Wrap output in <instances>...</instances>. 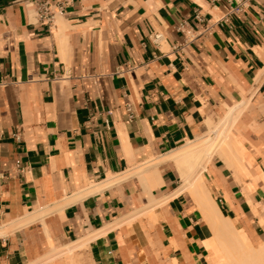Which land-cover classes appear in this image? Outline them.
Returning <instances> with one entry per match:
<instances>
[{"label":"crops","instance_id":"crops-1","mask_svg":"<svg viewBox=\"0 0 264 264\" xmlns=\"http://www.w3.org/2000/svg\"><path fill=\"white\" fill-rule=\"evenodd\" d=\"M65 1L48 29L0 0V229L50 212L0 235V264L219 262L165 159L253 92L235 131L264 174V0ZM203 176L221 215L261 245L262 180L217 154Z\"/></svg>","mask_w":264,"mask_h":264},{"label":"bare ground","instance_id":"bare-ground-1","mask_svg":"<svg viewBox=\"0 0 264 264\" xmlns=\"http://www.w3.org/2000/svg\"><path fill=\"white\" fill-rule=\"evenodd\" d=\"M252 93L253 92H251L249 96L242 98V100L238 104L234 106H227L226 109L222 111L221 115L218 116L217 121L213 122L211 119L207 118L204 122L205 131L203 133L195 136L196 138L193 141H188L180 149L171 152L165 159L166 161L172 160L177 169L180 188L176 191L175 194L179 195L180 192L189 193V196H192L195 200V204H197V207L200 209L204 220L209 224L212 232L215 230V228H217L219 231L223 232L224 235H229L230 240L234 241V238H236L235 241L238 245V247L236 246V249H247L248 252L253 249V247L248 240L247 235H245L246 233H244L243 230H240L233 221L221 215L217 207L218 204L216 206L214 200L210 196V192L207 188L203 173L207 171V165L208 163H210L213 155L217 154L226 163L227 167L231 168L232 171L236 173V176L243 172L248 178H252L253 186L254 184H256V180L258 178L261 179L264 183V174L260 170V167L252 162L249 153L241 146L235 131L236 122L239 119L244 107L249 102ZM150 164L151 163H148V165L143 168L139 167L140 169L137 168L135 170H132L131 172H128L126 176L130 177V175L133 173L139 174L143 170L147 169ZM112 181V177H108V180H106L104 183L100 185L90 186V188L86 192H93L99 188H102L104 185L111 183ZM43 211V214H45L44 216H46L47 213H50L45 212V210H41L40 212L36 211L38 212L37 214L33 212L34 214H32L31 216L30 214H27L29 215L28 217H26L25 215L26 218L18 220V222H16L15 224L12 223L11 225L10 222L9 224H7L8 226L5 227L4 225L3 228L1 227L0 235L8 233L10 230L12 231L15 227L18 228L20 226L27 225L29 222L31 223V221L36 222V218H40L43 220V218H41L44 217L41 213ZM239 245H242V247L239 248ZM73 247L69 246L66 249L70 251ZM253 251H255V249ZM254 253L255 256L253 255V253L249 254L245 251L243 257L253 258V260H257L260 258V260L262 259L261 261L264 262V259L261 258L264 257V243L259 245ZM238 257L240 258V255H238ZM238 257L235 258L238 259ZM231 258L227 256V262L224 261L225 263L223 262L222 264H234ZM236 259H234V261ZM245 260L247 259L241 261H244L242 264L245 263ZM249 260L251 261L252 259H248V261ZM238 261H236V263ZM249 263L253 264L251 262ZM258 264H260V262Z\"/></svg>","mask_w":264,"mask_h":264},{"label":"built area","instance_id":"built-area-1","mask_svg":"<svg viewBox=\"0 0 264 264\" xmlns=\"http://www.w3.org/2000/svg\"><path fill=\"white\" fill-rule=\"evenodd\" d=\"M74 1V0H70ZM12 4H22L27 10L31 11L35 15V19L38 23L44 24L50 28L53 25L56 15L62 14L64 12L65 6L69 3L65 0H12ZM242 7L237 5L235 8H229L228 12L225 14L223 20L227 21L228 17L232 14H239ZM185 22H182L177 27V31L184 35ZM162 39V35L159 33L154 34V43L159 42ZM172 50L174 52H181L180 46H173Z\"/></svg>","mask_w":264,"mask_h":264},{"label":"rangeland","instance_id":"rangeland-1","mask_svg":"<svg viewBox=\"0 0 264 264\" xmlns=\"http://www.w3.org/2000/svg\"><path fill=\"white\" fill-rule=\"evenodd\" d=\"M207 118H209V119H211L213 122H215V121H217V119H215V120H213L211 117H207ZM206 118V119H207ZM205 119V120H206ZM205 122V121H204ZM205 131V127L203 128V131H202V133ZM225 165H226V163H225ZM146 165H143V166H138L137 168L138 169H140V168H143V167H145ZM140 167V168H139ZM226 167H227V165H226ZM229 169H231V168H229ZM232 170V169H231ZM234 172V171H233ZM240 174H244L243 172H241ZM240 174L238 175V176H240ZM244 176H246L245 174H244ZM247 177V176H246ZM252 186H253V184H252ZM249 190H251V188L249 189ZM254 212H255V214L256 215H258V213H256V211L254 210ZM209 225V224H208ZM211 229V228H210ZM212 231V230H211ZM212 234H213V238H215L216 239V241H215V239H214V241H215V243H216V246L219 248V250H222L223 251V253H225L224 254V256H222V258H221V260H219V262H216V263H214V264H222L224 261L225 262H227V256H229L230 258H231V256H232V258H231V260H233L232 262L235 264L236 263V261H238L239 259V261L237 262L238 264H242L243 262H241L242 260H244V259H247V260H245V263L244 264H247V263H249V262H251V263H255V264H258L259 262H260V264L262 263H264V262H262L261 260H260V258L259 259H255V260H253V258H247V257H243L244 256V254H245V251L247 252V253H253V255L255 254L254 252L256 251V248L258 247V246H253L252 244V247H253V249H251L249 252H248V250L246 249H239V250H237L236 249V246L238 247V245H237V243H236V238H234L235 240L234 241H232V240H230L229 239V235H224L223 234V232H221V231H219L217 228H215V230L212 232ZM215 236V237H214ZM217 238H219V239H217ZM235 242V243H234ZM222 243V244H221ZM264 243V242H263ZM242 247V245H239V248H241ZM255 249V251H253ZM231 251V252H230ZM236 251V252H235ZM242 251H244V252H242ZM243 254H242V253ZM226 255V256H225ZM231 255V256H230ZM235 255V256H234ZM238 255H240V258L238 257ZM255 256V255H254ZM235 257H238V259H236ZM243 258V259H242ZM261 258H263L264 259V257H261ZM234 259H236L235 261H234ZM248 259H252L251 261L249 260L248 261ZM247 261V262H246ZM254 261V262H253ZM224 262V263H225ZM236 263V264H237ZM250 264V263H249Z\"/></svg>","mask_w":264,"mask_h":264}]
</instances>
